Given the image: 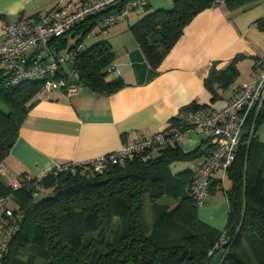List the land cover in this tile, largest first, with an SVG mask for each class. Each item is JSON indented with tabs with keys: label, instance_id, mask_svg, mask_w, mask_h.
I'll use <instances>...</instances> for the list:
<instances>
[{
	"label": "trees",
	"instance_id": "trees-1",
	"mask_svg": "<svg viewBox=\"0 0 264 264\" xmlns=\"http://www.w3.org/2000/svg\"><path fill=\"white\" fill-rule=\"evenodd\" d=\"M171 2L169 8L147 12L149 1L132 26L153 68L191 18L210 6L209 0ZM87 22L67 33L82 29L80 39L72 45L81 44L73 57V69L79 75V84L96 93L110 94L124 82L121 78L106 79L114 60L107 40L83 47L81 39L94 26L91 21L87 27ZM56 39L59 45H65V35ZM238 57L234 56L223 70L210 69L205 85L214 95L215 84L225 87L237 77ZM42 83V79L34 78L0 87V163L18 135L28 101L42 91ZM200 107L191 102L182 110ZM262 121L264 116L256 127ZM202 152L184 151L176 141L155 155L151 151L146 160L136 156L122 163H108L100 172H81L79 166L74 172H50L38 185L52 190L41 197L33 194L31 185L12 190L0 176V195L9 194L21 212L20 228L8 240L2 264H37L38 259L45 264H210L212 255L208 252L222 237L225 243L214 248L224 250L218 264H264V141L255 133L249 138L246 126L227 170L228 188L219 178L208 187L210 191L224 190L228 223L223 231L198 217V206L190 194L195 170L187 167L172 172L170 167L176 161L195 160ZM145 195L151 202V225L145 219ZM162 197L175 203L157 202Z\"/></svg>",
	"mask_w": 264,
	"mask_h": 264
},
{
	"label": "crops",
	"instance_id": "crops-1",
	"mask_svg": "<svg viewBox=\"0 0 264 264\" xmlns=\"http://www.w3.org/2000/svg\"><path fill=\"white\" fill-rule=\"evenodd\" d=\"M57 1L0 0V43L4 24L19 17L40 16ZM171 4V0H150L147 12L169 8ZM142 14L132 12L106 30L91 26L83 36H91L90 44L99 40L110 43L115 67L106 79L121 78L123 87L100 94L79 84L76 96L67 97L63 90L57 89L49 93L40 91L28 101L18 135L0 163V176L5 183L23 174L39 176L68 162L108 154L118 150L127 139L151 136L178 117L191 102L201 106L199 111L219 110L248 83L264 58V0H229L198 11L156 68L150 65L132 31ZM85 25L90 26L89 22ZM58 43L56 50L62 52L64 45ZM236 55L237 77L225 87L215 84L214 95L206 87L205 78L212 67L223 70ZM1 71L0 65V77ZM262 126L264 121L254 133L264 141L258 136ZM178 143L184 151L203 152L195 160L173 162L172 172L187 167L196 171L207 157L212 138L189 130ZM156 152L152 151V155ZM220 176L219 171L214 172L209 186L215 178L221 180ZM226 178L227 174L222 183L225 189L229 186ZM167 202L175 203L172 199ZM7 208H16L11 199L0 209V230L8 219ZM197 213L206 224L223 231L228 223L224 190H208Z\"/></svg>",
	"mask_w": 264,
	"mask_h": 264
},
{
	"label": "built area",
	"instance_id": "built-area-1",
	"mask_svg": "<svg viewBox=\"0 0 264 264\" xmlns=\"http://www.w3.org/2000/svg\"><path fill=\"white\" fill-rule=\"evenodd\" d=\"M150 0H58L44 14L37 17H19L3 25V39L0 43V65L3 71L0 87H11L26 80H43L42 91L63 90L67 97L76 96L79 91V75L73 69V57L81 44L69 47L65 52L56 50V38L66 35L85 21L106 30L111 25L123 21L132 12L141 13ZM211 6L227 0H209ZM115 67L112 63L110 70ZM264 116V58L252 72L247 84L241 86L233 98L221 109L209 112L199 110L182 111L162 130L151 136L127 139L113 152L103 154L83 162H68L39 176L23 174L10 183L11 189L33 186L37 194L38 182L47 173L54 174L79 166L81 172L87 169L102 171L108 163H122L139 156L142 160L150 157L151 151L174 144L189 130L201 132L212 138V146L206 159L194 173L190 188L194 202L202 205L203 197L214 172H220L221 183L232 164L241 135L249 127V138L253 135L256 123ZM10 195H0V209L10 200ZM7 221L0 230V264L6 253V244L14 232L20 228L19 209H5ZM225 243L222 237L214 248ZM214 248L209 250L211 253Z\"/></svg>",
	"mask_w": 264,
	"mask_h": 264
},
{
	"label": "rangeland",
	"instance_id": "rangeland-1",
	"mask_svg": "<svg viewBox=\"0 0 264 264\" xmlns=\"http://www.w3.org/2000/svg\"><path fill=\"white\" fill-rule=\"evenodd\" d=\"M163 1H166V0H163ZM65 36H66V42H65L64 48L62 49V52L67 51V49H69V47L74 45L76 43V41L78 39H80L81 34L80 33H75L74 35L66 34ZM91 40H92L91 36L90 37L86 36V37L82 38L81 41H82V43L84 45L83 47H85L88 44H90ZM258 136L261 139H264V126H262L260 128V131L258 132ZM179 170H181V169H179ZM179 170L176 169L175 171L177 172ZM226 180H227V178L225 179V181ZM51 190H52L51 188H46V187H44L42 185H39V189L37 191V194H35V196H37V197L40 196L41 197L43 195H47V194H49L51 192ZM11 201L14 203V201L12 199H11ZM163 201H169V200L166 199V197H162L157 202H163ZM223 205H224V203H223ZM143 207H144V214H145L146 222L148 223V225H151V212H152V209H151V202H150V199L148 198V195H145L144 198H143ZM213 251L211 252L212 256H211L210 264H218L219 260L221 259L222 255L224 253V250L219 249V250H216L214 252ZM45 263H46V261L43 260V259H38V261H37V264H45Z\"/></svg>",
	"mask_w": 264,
	"mask_h": 264
}]
</instances>
